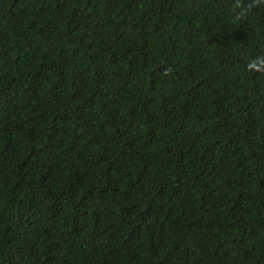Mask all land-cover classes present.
Masks as SVG:
<instances>
[{"label": "trees", "instance_id": "obj_1", "mask_svg": "<svg viewBox=\"0 0 264 264\" xmlns=\"http://www.w3.org/2000/svg\"><path fill=\"white\" fill-rule=\"evenodd\" d=\"M0 264H264V0H0Z\"/></svg>", "mask_w": 264, "mask_h": 264}]
</instances>
